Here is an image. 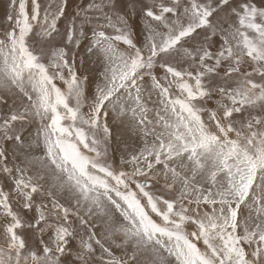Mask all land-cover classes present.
Returning a JSON list of instances; mask_svg holds the SVG:
<instances>
[{
	"label": "snow or ice",
	"instance_id": "1",
	"mask_svg": "<svg viewBox=\"0 0 264 264\" xmlns=\"http://www.w3.org/2000/svg\"><path fill=\"white\" fill-rule=\"evenodd\" d=\"M0 264H264V0H3Z\"/></svg>",
	"mask_w": 264,
	"mask_h": 264
},
{
	"label": "rangeland",
	"instance_id": "2",
	"mask_svg": "<svg viewBox=\"0 0 264 264\" xmlns=\"http://www.w3.org/2000/svg\"><path fill=\"white\" fill-rule=\"evenodd\" d=\"M3 0H0V12H2Z\"/></svg>",
	"mask_w": 264,
	"mask_h": 264
}]
</instances>
